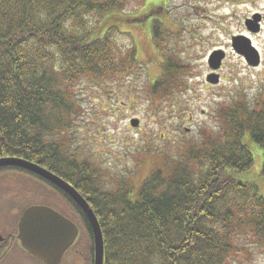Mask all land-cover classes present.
<instances>
[{
    "label": "trees",
    "instance_id": "1",
    "mask_svg": "<svg viewBox=\"0 0 264 264\" xmlns=\"http://www.w3.org/2000/svg\"><path fill=\"white\" fill-rule=\"evenodd\" d=\"M127 4V0H0V158L37 163L84 195L101 224L105 264L249 260L252 245L264 249V196L239 173L254 164L246 134L264 155V103L250 108L235 99L221 112V129L172 158L166 168L153 170L135 200L132 184L110 189L101 168L80 160L65 140L49 138L52 123L56 130L68 127L71 114L78 110L77 84L87 79L100 87L108 85L121 80L134 64L136 47L126 50L116 38L128 34L122 25L145 24L154 10L137 16L124 13ZM155 21L150 28L162 57V74L152 82V96L177 101L190 65L162 51L161 24ZM8 171L26 174L59 193L85 230L89 264H94L93 231L80 206L32 171L0 166V175ZM259 178L264 180V160ZM5 247H0V259Z\"/></svg>",
    "mask_w": 264,
    "mask_h": 264
},
{
    "label": "rangeland",
    "instance_id": "2",
    "mask_svg": "<svg viewBox=\"0 0 264 264\" xmlns=\"http://www.w3.org/2000/svg\"><path fill=\"white\" fill-rule=\"evenodd\" d=\"M127 2L124 13L139 16L154 10L145 24L122 25L121 30L128 34L116 38L126 50L136 47L134 64L121 80L108 85L100 87L87 79L77 84L74 93L80 104L78 110L71 114L68 127L56 130L52 123L54 130L49 138L65 140L80 160L101 168L110 189L115 190L122 183L132 184L131 199L135 200L137 191L153 170L166 168L172 158L186 152L192 144L201 143L208 133L221 129V112L233 105L235 99L248 103L250 108L264 103V30L255 39L263 56L261 65L256 67L248 65L233 49L231 41V35H237L243 28L244 15L254 10L264 13V1L242 7L231 6L232 1L227 3V0ZM154 19L161 24L162 51L174 55L175 61L181 58L190 65L186 86L177 101L152 96V82L162 74V57L150 28ZM215 49H223L227 57L218 71L220 83L212 85L206 77L211 71L208 57ZM133 118L140 119L139 127L131 126ZM244 142L254 155V164L239 173V178L254 182L264 196V180L259 178L264 160L262 148L249 134ZM3 175H0V236L11 231L10 220L16 225L14 220L25 207L46 204L79 224L82 233L72 249L81 253L82 264H89L88 237L67 203L26 174L8 171ZM17 248L5 264H45L20 246ZM250 252V259L241 257L239 264H264L263 248L252 245Z\"/></svg>",
    "mask_w": 264,
    "mask_h": 264
},
{
    "label": "water",
    "instance_id": "3",
    "mask_svg": "<svg viewBox=\"0 0 264 264\" xmlns=\"http://www.w3.org/2000/svg\"><path fill=\"white\" fill-rule=\"evenodd\" d=\"M255 27L256 25L253 22L249 23L250 30L255 31ZM233 47L237 53L245 56L250 65L257 66L260 64L258 50L246 37H233ZM225 55V51L222 49L214 50L209 56V66L213 70L220 69ZM207 81L218 84L220 75L213 72L208 75ZM131 124L133 127H138L140 120L133 118ZM7 165H14L32 171L71 196L87 215L91 224L94 238V264H105L103 231L88 200L69 182L37 163L18 157L0 158V166ZM79 234L80 228L76 222L45 204L27 207L18 222L17 238L20 241V247L32 256L42 260L45 264H60L64 254L75 243Z\"/></svg>",
    "mask_w": 264,
    "mask_h": 264
},
{
    "label": "flooded vegetation",
    "instance_id": "4",
    "mask_svg": "<svg viewBox=\"0 0 264 264\" xmlns=\"http://www.w3.org/2000/svg\"><path fill=\"white\" fill-rule=\"evenodd\" d=\"M228 1H232V4H230L231 6H238V7H242L245 5H252L254 4H258L260 1H264V0H227ZM243 24V28L240 30V32L237 35H246L248 36L252 43L258 47L256 45V38L262 34L263 30H264V13L259 11V10H254L252 12H249L248 14L244 15L241 21ZM253 22V24L256 25V30L252 31L249 28V23ZM234 35H231V37H233ZM54 196L58 195V197L60 198V200H63L59 193H57L56 191H54ZM64 201V200H63ZM25 208L23 210L20 211L19 216L17 217V219H15V223L16 225L13 224V221L10 220V227H11V231L5 233L2 235L3 237L0 236V247L5 244L6 247L2 248V258L0 259V264H5V262L9 259V257L11 256L13 249L18 246H20V241L17 238L18 235V222L21 218L22 213L24 212ZM59 211V210H58ZM61 212V211H60ZM63 213V212H62ZM64 214V213H63ZM12 224V225H11ZM18 249V248H17ZM20 249L24 252H27L26 250L22 249L20 247ZM28 253V252H27ZM76 253V254H75ZM79 252L76 249H69L67 251V253L63 256V260L61 264H82V256L81 253L78 254ZM5 261V262H4Z\"/></svg>",
    "mask_w": 264,
    "mask_h": 264
}]
</instances>
